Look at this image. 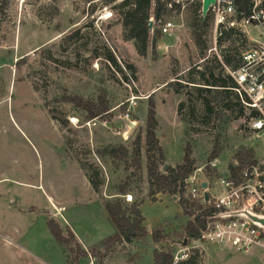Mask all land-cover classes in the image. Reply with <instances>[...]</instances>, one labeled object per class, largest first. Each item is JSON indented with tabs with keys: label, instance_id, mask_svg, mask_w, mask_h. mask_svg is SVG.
<instances>
[{
	"label": "rangeland",
	"instance_id": "rangeland-1",
	"mask_svg": "<svg viewBox=\"0 0 264 264\" xmlns=\"http://www.w3.org/2000/svg\"><path fill=\"white\" fill-rule=\"evenodd\" d=\"M3 1L0 264H65L64 254L46 228L47 219L55 220L63 230L68 227L85 251L113 233L103 205L118 197L116 188L129 171L114 169L109 160L97 158L94 152L101 146L128 145L138 132L144 133L151 101L164 165L180 164L183 148L190 145L196 168L204 167L216 138L222 149L214 165L222 176L240 146L252 147L264 160V130L253 131L250 120L226 117L202 125L195 85L188 84L178 93L172 86L176 82L187 85L189 69L214 56L208 54L210 20L203 60L198 59L199 50L193 43L190 16L194 3L201 0H176L180 11L175 9L166 18L174 22L176 31L170 38L160 36L155 46L150 42L145 57L137 55L133 42L123 41L122 28L115 21L112 7L123 0L110 6L95 0L93 13L83 0ZM75 33L66 46L64 38ZM248 33L250 39H257L254 29ZM106 49L115 64L103 59ZM100 95L107 110L105 118L99 119L87 120L85 112L67 100L79 97L96 104ZM191 102L194 118L187 115ZM180 103L184 106L178 114ZM127 121L136 122L137 127L124 140ZM87 165L98 173V192L91 188L88 173L91 176L93 171ZM144 167L143 157L141 195H136L132 185L130 201L125 196L122 199L127 204L143 201L146 231L151 233L165 222L168 234L180 233L191 218L182 215L176 198L157 195L155 203L148 202ZM148 240L149 236L145 243L118 245L102 264H153L152 250L160 246L148 245ZM196 244L191 241L184 248ZM201 247L205 264H264V246H252L248 252H238L228 244ZM180 248L174 245V254ZM89 258L80 264H89Z\"/></svg>",
	"mask_w": 264,
	"mask_h": 264
},
{
	"label": "trees",
	"instance_id": "trees-1",
	"mask_svg": "<svg viewBox=\"0 0 264 264\" xmlns=\"http://www.w3.org/2000/svg\"><path fill=\"white\" fill-rule=\"evenodd\" d=\"M93 1L95 0H83L91 7L90 13H93L96 7L92 3ZM101 2L103 6L115 4V0H101ZM170 3L174 10L180 11L181 5L175 4L173 0H123L112 7L115 21L122 28L123 41L133 42L138 56L145 57L150 42L151 46H155L156 41L160 38V33L157 30H154L153 34L150 35L149 20L151 17L154 21L168 18V15L173 12V9H167V5ZM0 4L1 11L4 1L0 0ZM236 5L238 10L246 12L247 0H236ZM200 13L201 3L196 2L192 8L190 26L193 43L199 50L198 59L203 60L204 53L208 48L207 41L204 40L205 28L211 17L207 14L203 19ZM77 35L78 33H75L65 37L64 44L67 46ZM222 44L225 49L220 51V61L216 56L205 59L201 62V65L189 69L187 85H182L179 82L172 85L176 93L188 84L195 85L193 88L202 107V125L218 121L223 117L230 120L257 118L255 113L246 114L238 96L233 91L235 84L225 74L223 67L236 70L240 66V53L246 45V40L242 34L229 30L219 38L218 45L221 46ZM102 57L105 62L115 64V59L107 49ZM67 100L76 109L84 111L87 120L105 118L104 113L107 109L104 105L103 95L98 97L96 104L79 97H71ZM183 106L184 103L179 104L178 114ZM194 114V105L191 102L188 104L187 115L194 118ZM157 130L155 105L151 101L148 104L144 133L138 132L128 145L119 143L101 146L94 152L97 158L109 160L114 169L123 167L125 171H129L123 182L116 188L118 197L105 201L103 205L106 217L113 227L111 235L85 251L68 227L63 230L55 220H46V228L53 241L64 254L65 264H80V261L87 257L93 258L95 262L99 260V264H102V260L109 257L118 245L145 243L148 236L152 245L160 246V248L156 247L152 251L153 264H173V246L181 245L183 241H186L187 247L191 241H197L201 233L207 229L208 224L217 216V211L211 204L200 203L186 195L185 180L196 169V161L192 156L191 146L186 145L183 148L180 164L175 167L164 165V150L156 136ZM221 149L219 138L214 139L206 165L203 168L205 176L212 179L219 178L218 171L210 164L219 157ZM143 157L145 159L144 169L148 186V202L150 204L155 203L157 195L175 197L178 200L177 204L182 215L188 219L191 218L181 228L180 233L168 234L164 222L159 223L148 235L141 213L143 201L135 199L127 204L122 199L131 192L130 187L132 185L136 195H141L142 191L139 184L142 182ZM232 160L235 161V164L228 163L227 165L228 179L239 183L242 172L250 169L256 163L255 152L252 148L240 146L232 154ZM90 169L93 173L91 176L88 173L89 183L92 190L98 192L100 185L98 173L96 169L89 165L87 170ZM203 258L202 251L192 249L189 251L188 258L177 264H204Z\"/></svg>",
	"mask_w": 264,
	"mask_h": 264
},
{
	"label": "built area",
	"instance_id": "built-area-1",
	"mask_svg": "<svg viewBox=\"0 0 264 264\" xmlns=\"http://www.w3.org/2000/svg\"><path fill=\"white\" fill-rule=\"evenodd\" d=\"M173 1L175 4H180L179 1ZM200 2L202 3V0ZM167 9H173L171 3L167 5ZM207 14L211 17L212 30L208 54H214L220 61L219 54L225 46L223 44L219 46L218 40L229 30L242 34L246 40V45L240 53V66L236 70L223 67L225 74L233 80L235 84L233 91L245 111L257 115V118L250 119L252 130L262 131L264 130V0H247L246 12L238 10L236 0H214ZM150 20L153 26L151 31L157 30L162 37L170 38L176 31L171 19L161 18L153 21L151 17ZM248 29L256 31L257 39L248 37ZM210 166L214 167V162ZM203 168H196L185 180L186 195L200 203L211 204L217 211V216L245 209L249 213L264 217V160L256 161L250 169L244 170L239 183L228 179V173L218 179L207 177L203 173ZM203 182L207 185L206 190L201 188ZM205 192L209 198L208 202L204 201ZM125 198L130 201V196ZM217 216L208 224L199 239L194 241L197 243L195 246L176 251L173 264L186 260L189 251L201 249L202 244H228L238 252H248L252 246H264V228L260 229L239 216L231 218H217ZM89 260V264L94 263L91 257Z\"/></svg>",
	"mask_w": 264,
	"mask_h": 264
},
{
	"label": "water",
	"instance_id": "water-1",
	"mask_svg": "<svg viewBox=\"0 0 264 264\" xmlns=\"http://www.w3.org/2000/svg\"><path fill=\"white\" fill-rule=\"evenodd\" d=\"M214 4V0H202L201 3V15L202 18L204 19L207 16L209 7L211 5ZM149 30L151 31L152 29V22L149 21ZM137 127V123L134 121H127V127H126V131H125V135L127 137V139L131 136V134L133 133L134 129ZM201 188L203 190L207 189V185L205 182H203L201 184ZM173 199H175V197H173ZM209 198L207 193H204V201L208 202ZM235 216H239L242 218H245L247 220H249L252 224H254L255 226L261 228H264V217L262 216H258L252 213L247 212L245 209L240 210V211H234V212H228L225 214H221L218 215L217 218H231V217H235ZM187 242L183 241V243L181 244V247H186Z\"/></svg>",
	"mask_w": 264,
	"mask_h": 264
},
{
	"label": "crops",
	"instance_id": "crops-1",
	"mask_svg": "<svg viewBox=\"0 0 264 264\" xmlns=\"http://www.w3.org/2000/svg\"><path fill=\"white\" fill-rule=\"evenodd\" d=\"M246 147H250V146H246ZM250 148H252V147H250ZM252 149H253V148H252ZM253 150H254V149H253ZM254 152H255V150H254ZM255 159H257V160L259 159L260 161H263L261 158H258V157L256 156V152H255ZM257 160H256V161H257ZM215 161H216V160H215ZM215 161H214V162H215ZM228 163L235 164V161H233V160H232V157H231V160H230ZM228 163H227V165H228ZM227 165H226V172H225V175H227V173H228V171H227ZM214 168L217 170V168L215 167V165H214ZM217 171H218V170H217ZM218 174H219V172H218ZM225 175H223V176H225ZM223 176L219 174V177H223ZM110 198H111V197H110ZM112 198H113V197H112ZM141 212H142V211H141ZM142 216H143V215H142ZM143 218H144V217H143ZM144 223H145V219H144L143 224H144ZM144 226H145V225H144ZM147 232L150 233V231H147ZM147 244H148V245H151L152 243H151L150 240H148V241H147ZM154 249H155V247H154ZM154 249H153V250H154ZM201 249H202V251H203V255H204V264H205V259H206L205 251H204L203 248H201ZM153 250H152V251H153Z\"/></svg>",
	"mask_w": 264,
	"mask_h": 264
},
{
	"label": "bare ground",
	"instance_id": "bare-ground-1",
	"mask_svg": "<svg viewBox=\"0 0 264 264\" xmlns=\"http://www.w3.org/2000/svg\"><path fill=\"white\" fill-rule=\"evenodd\" d=\"M74 122H75V121H74ZM122 136H123V138H125L124 140H126V139H127V137H126L125 133H124ZM130 199H131V197H130Z\"/></svg>",
	"mask_w": 264,
	"mask_h": 264
}]
</instances>
